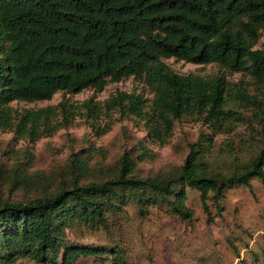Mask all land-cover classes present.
<instances>
[{
	"label": "trees",
	"instance_id": "trees-1",
	"mask_svg": "<svg viewBox=\"0 0 264 264\" xmlns=\"http://www.w3.org/2000/svg\"><path fill=\"white\" fill-rule=\"evenodd\" d=\"M216 65L245 73L264 84V0H0V129L32 141L66 126L75 111L90 118L118 112L142 124L151 143H165L175 123L200 122L183 165L169 176L140 178L135 163L119 161L106 181L79 185L74 179L54 194L27 202L0 201V264L27 259L37 264H76L81 257L124 264V252L70 241L76 228L113 229L111 217L134 205L145 218L166 208L190 222L187 190H195L207 221L209 199L219 213L234 187L264 185V140L255 156L228 174L211 173L213 138L242 123L249 107L264 131V96L250 95L241 83L220 76L175 73L165 60ZM141 79L152 93L117 92L102 104L65 101L36 110H17L14 102L50 101L108 84ZM60 116V121H52ZM109 130L101 129L100 134ZM145 153L148 152L144 149Z\"/></svg>",
	"mask_w": 264,
	"mask_h": 264
},
{
	"label": "rangeland",
	"instance_id": "rangeland-1",
	"mask_svg": "<svg viewBox=\"0 0 264 264\" xmlns=\"http://www.w3.org/2000/svg\"><path fill=\"white\" fill-rule=\"evenodd\" d=\"M165 63L175 73L220 76L230 86L241 83L256 98L264 96V84L256 83L245 73L174 59ZM117 92L152 98L141 79L128 78L108 84L101 93L92 89L74 95L58 93L50 101L14 102L10 106L20 111L36 110L62 101L80 105L91 98L102 104ZM241 108L245 117L242 123L229 132L211 136V173L228 174L237 165L247 163L264 140L263 126L254 119L251 108ZM59 121L60 116L52 122ZM106 127L109 130L100 134ZM201 133L209 132L200 122L185 118L175 123L165 143H151L134 117L115 112L90 118L84 110L75 111L71 121L51 136L35 141L0 129V201L27 202L54 194L74 179L79 185L109 180L124 157L135 163L134 174L140 178L169 176L183 165L190 145ZM187 193L190 222L181 221L166 208H152L142 218L134 205H128L124 214L110 218V233L76 228L69 239L106 249L119 246L124 252V264H264V185L260 181H251L250 187L229 189L221 201V213L211 197V222L207 221L199 194L191 189ZM106 254L102 258L81 257L76 264H111L109 253ZM14 264L37 263L23 259Z\"/></svg>",
	"mask_w": 264,
	"mask_h": 264
}]
</instances>
